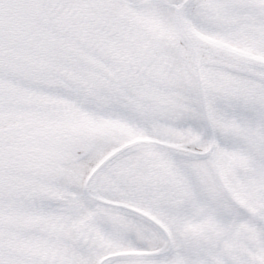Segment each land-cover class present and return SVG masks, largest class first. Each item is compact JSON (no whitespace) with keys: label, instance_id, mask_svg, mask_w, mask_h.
Listing matches in <instances>:
<instances>
[{"label":"snow or ice","instance_id":"6c2138e0","mask_svg":"<svg viewBox=\"0 0 264 264\" xmlns=\"http://www.w3.org/2000/svg\"><path fill=\"white\" fill-rule=\"evenodd\" d=\"M0 264H264V0H0Z\"/></svg>","mask_w":264,"mask_h":264}]
</instances>
